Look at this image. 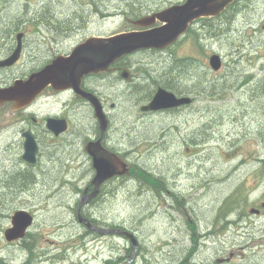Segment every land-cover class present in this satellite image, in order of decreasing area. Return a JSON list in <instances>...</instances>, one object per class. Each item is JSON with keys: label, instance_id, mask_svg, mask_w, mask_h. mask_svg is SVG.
<instances>
[{"label": "rangeland", "instance_id": "1", "mask_svg": "<svg viewBox=\"0 0 264 264\" xmlns=\"http://www.w3.org/2000/svg\"><path fill=\"white\" fill-rule=\"evenodd\" d=\"M17 1L33 8L24 27L14 28V35L22 29L34 41L24 63L12 71L20 74L42 64L41 56L50 49L65 53L94 36L139 27V20L148 15L139 8L147 3L176 2ZM45 4L57 15L78 14L80 25L70 35H51L34 19ZM20 10L0 0V21L8 22ZM209 25H214L212 35L206 31ZM195 31L198 38L191 33L173 49V56H134L130 63L137 85H120L126 87L120 99L118 88L106 93L108 108L117 104L110 111L108 142L130 166L131 178L115 179L83 214L99 227L127 229L138 240V250L127 237H101L78 221V205L92 182L81 138L96 129L93 110L79 102L73 108L67 104L64 111L69 112L72 131L63 140L79 144L77 158L68 156L76 146L64 156L59 142H49L43 145V158L29 166L17 126L24 115L15 113L12 104L0 107V258L7 264H264V0H239ZM213 55L222 59L218 72L210 66ZM175 68L181 75L178 82L168 76ZM10 74L0 72V79ZM160 87L175 95L186 92L195 103L167 114H144L141 107ZM61 105L62 110V100L52 99L40 102L39 110L53 113ZM135 167L154 175L156 185L139 179ZM25 174L36 179L30 188L10 191ZM226 203L230 209L224 210ZM19 210L32 213L35 224L25 240L9 243L5 233Z\"/></svg>", "mask_w": 264, "mask_h": 264}, {"label": "water", "instance_id": "2", "mask_svg": "<svg viewBox=\"0 0 264 264\" xmlns=\"http://www.w3.org/2000/svg\"><path fill=\"white\" fill-rule=\"evenodd\" d=\"M236 0H187L184 5L168 8L160 13L145 17L138 22L139 26L147 27L160 22L161 26L143 31L124 32L117 35L92 37L79 45L69 57H58L41 71L32 74L25 80H17L10 87H0V105L13 103L15 109L30 106L49 87L57 91L73 90L83 96L94 107L95 116L100 122L101 138L95 143L90 142L86 152L93 158L96 175L91 182L94 188L89 193L86 189L78 205V221L88 230L97 232L101 236L117 234L127 237L133 243V248L138 250L139 243L136 237L124 230L105 229L95 226L86 218L82 210L98 198L101 188L114 177H125L130 174V167L119 155L103 147L102 141L109 127L108 118L102 108L99 98L85 92L81 86L84 77L99 74L109 70L117 61L144 50H164L178 41L196 20L200 18L217 17ZM22 36H17L18 44L15 53L7 60L0 62V68L12 67L19 59L22 49ZM222 59L219 55L210 58L211 68L218 72L222 68ZM128 71L125 70L123 76ZM193 103L190 97H177L175 94L160 88L152 101L142 107L143 112H157L173 110L188 106ZM54 125L60 126L59 130ZM48 128L56 135L66 131V121L51 119ZM25 152L23 160L35 165L38 161L39 146L32 134L26 133ZM257 213H259L257 211ZM35 217L26 210L17 211L12 217L11 227L6 231L5 238L8 242L22 240L32 228Z\"/></svg>", "mask_w": 264, "mask_h": 264}, {"label": "flooded vegetation", "instance_id": "3", "mask_svg": "<svg viewBox=\"0 0 264 264\" xmlns=\"http://www.w3.org/2000/svg\"><path fill=\"white\" fill-rule=\"evenodd\" d=\"M186 2H187V0H176L175 3H172L170 5H166L167 2H165V1H158V2L154 1L153 3L145 4L142 8H139V9H141V11L145 12L144 14H148V15H146V17H147V16H152L154 14L160 13V12H162L168 8H171V7L184 5ZM143 17H145V16H143ZM206 20L207 19L203 18V19H200V20L196 21L195 23H193L190 26V28L188 29V32L184 36H182L178 41H176L173 45H171L169 48H167L165 50H162V51H159V50L142 51V52H139L137 54L124 57L120 61H117L114 65H112L109 68V71H106L107 73L103 72V73H99V74H91V75L84 77V79L82 81L81 88L85 92L92 93L99 98L101 105H102V108H103L107 118L109 119V127H108L107 131L105 132L104 137H103V141H102L103 147L105 149H107L108 151H110L112 153H115L114 150L113 149L111 150V148H110V143L108 142V136H109V133H110L111 128H112V126L110 127V123H111V112L110 111L111 110L114 111L117 108V104L113 103V102L111 103V107L108 108V103L110 102V100H109V97L106 96V93L109 92L111 89L118 88L117 93H118V98L120 99L121 96H123L122 91H124V92L126 91V87L120 88V85H123V84H128V86L137 85L134 83L138 82L139 78L133 72L132 69L134 68V66L132 63H130V60L134 56H137V55L145 56V55H149V54H156L154 56H159V59H162L166 53L173 56L174 55L173 49L176 48V46H178L184 39H186L187 36H189L191 34V31H195L198 24H200L201 22H204ZM159 26H161V23L158 21L155 24L148 26V27H137L136 28L133 26V29H128V31H134V30H139V31L142 30L143 31V30H147V28L151 29V28H156ZM42 29H43V27H42ZM21 31H23V30L20 29L17 32V33L23 34L20 59L15 66L0 69V72H2V73H6V74L11 73L9 75V77L0 79V86L8 87V86L13 85L14 82L18 79H27L29 77V75L41 71L46 66L50 65L53 61H55L58 57L63 56V55H66L64 57H69L71 55L72 51L74 50L73 49L69 52L62 53V52H56L54 49H50L45 54H43L41 56L42 64H40L36 68H34V69H32L26 73H23V74L13 73L12 72L13 70H15L17 67L21 66L24 63L27 49L29 47H31L32 45H34V41L31 43V39L33 40V38H31L32 34H26L25 32H21ZM42 33L44 34V32H42ZM51 35H54V34H51ZM15 40H16V43H14V41L6 42V44H5L6 49L0 54V62L9 59L15 53V51L17 50V44H18L17 34L15 36ZM55 40L58 41L57 35L55 36ZM44 60H45V62H43ZM125 70H127L128 73L125 74L126 76H123ZM176 96H178V97L187 96V94H186V92H183L181 94H176ZM52 99L62 100V104H64L65 107L61 110V107H62V105H61L60 110H55V112H53V113L48 112L47 114L44 110H41V109L39 110V103L40 102L41 103H47V102L50 103ZM193 101H194L193 102V104H194L195 99ZM79 102L83 103V104H81L83 109L89 108L91 111L93 110L95 121H96V129L93 131H90L88 133L86 139L82 140V138H81V142L83 141L86 144L85 145V152H86V147H87L88 143H90V142L96 143L101 138V134H102L100 122L97 120V118L95 116V110H94L93 105L86 98H84L83 96H79L78 94H76L72 90L60 92V91L54 90L51 87L47 88L43 92L41 97H39L32 104L31 107L24 109L23 111H17L18 114L24 115L23 118H20L17 122V126H19L21 128L20 143L22 145V149L24 150V148H25L24 144H25L26 138L24 137V135L29 132L30 134H32L34 136V138H35V140L39 146L38 160L43 158L42 157V155H44L43 145L49 144V142H51V145L53 144L54 146L59 142V144H57V147L62 151L64 156H65L66 151L70 149L71 145H73V147L76 146L77 150L74 151V154L73 155L70 154L68 156H69V158H72V159L77 158L78 157L77 151L79 149V144L76 145L75 143H72L71 141H65L63 139L66 136H68L69 134H71V131H72V123L70 120V116L68 115L69 112H67V113L64 112L68 107L67 104H69L70 107L73 108L75 105H79ZM190 106H192V105H190ZM142 107H141V110H142ZM186 107H188V106H186ZM180 109H182V108L173 109V110H169V111H158V112H161L160 114H167V113L173 112L174 110H180ZM143 113L146 115H155L153 113H156V112H143ZM51 119H56L58 121L59 120L66 121L68 128L66 129V131L56 135L54 132H52L48 128V121ZM54 128H56V130H59L60 126L54 125ZM73 134L75 135V133H73ZM44 135H45V137H44ZM78 135H80V134H78ZM49 139H51L52 141H49ZM86 154H87L88 159H89L90 169H91V174H92V180H93L95 175H96V169L94 168V165H93L92 156L87 152H86ZM115 154L122 157L118 153H115ZM29 166H35V165H29ZM110 184H111V182L109 181L107 184H105L103 186V189ZM89 193H91V191H89ZM205 236L206 235H201L200 238L203 239Z\"/></svg>", "mask_w": 264, "mask_h": 264}, {"label": "trees", "instance_id": "4", "mask_svg": "<svg viewBox=\"0 0 264 264\" xmlns=\"http://www.w3.org/2000/svg\"><path fill=\"white\" fill-rule=\"evenodd\" d=\"M9 1H10V3H14L15 5H17L21 10L17 14H14L13 18L10 19L8 22H7L6 18H2V20L0 21V28L2 26H5L4 30L0 31V54L6 49V47H5L6 42L14 41V43H16V40H15L16 35H14V31H17V30H14V28L18 27V26L24 27V23L27 20L29 21L28 16L33 14V8L29 4L20 5L17 0H9ZM32 3H35V1ZM93 6L95 7L94 4H93ZM231 7H229L228 9L230 10ZM35 12L38 15H36L34 17V19L41 21L42 26L46 28V31L51 32L53 34H58V36L70 35L71 32L78 25H80V23H79L80 17L78 14L75 15L77 17L78 21L76 20V17H71V15H65V16L64 15H57V14H55V12H53V6L50 4H45L44 6L40 7L39 10H36ZM215 19L217 20V18H215ZM213 26L214 25H209L207 27L206 31H207L208 35H212ZM11 27H13V28H11ZM42 32H43V30H42ZM191 33L195 34L198 38V34L196 33V31H191ZM177 71H178L177 68H175L173 71H171V69H170L168 72V76L171 75L172 78L178 82V81H180L181 75ZM152 78H153V76H152ZM169 84H170V82H169ZM136 93H140V92H135V94ZM133 95L134 94H132V96H129V98L132 100L131 102H134L136 100ZM49 159L52 161L56 160L55 158H49ZM134 170H135L134 172H136L137 175H140L139 179L141 177L145 178L147 180L146 182L156 185L158 179L154 175L146 172L145 170L139 169V167H135ZM122 178L129 179L131 177L126 176V177H122ZM115 179H120V178H114V179L110 180V182H116V181H114ZM34 180H36L34 178V176L25 174L23 177V180H22L23 182L20 181L17 184H15V186H13V187L9 185V187H12V189L10 191H14V188H15V190L18 191V193H19V191L26 190V188H30L29 183H32ZM2 192H4V191L2 190ZM138 193H139L138 194L139 196H141V197L144 196V194L140 190L138 191ZM4 194L6 195L7 192H4ZM14 197H15V195L13 192L9 196V200L14 199ZM226 209H230L228 207L227 203L224 207V210H226ZM93 223L99 224V222L96 220H94ZM119 228L123 229V227H121V226H119ZM118 262H119V260H110V261H107L105 264H118ZM0 264H7L6 260L3 258H0Z\"/></svg>", "mask_w": 264, "mask_h": 264}, {"label": "bare ground", "instance_id": "5", "mask_svg": "<svg viewBox=\"0 0 264 264\" xmlns=\"http://www.w3.org/2000/svg\"><path fill=\"white\" fill-rule=\"evenodd\" d=\"M47 2V1H46ZM55 3V2H54ZM109 71V70H108ZM107 73V72H106ZM108 121H109V119H108ZM117 131V130H116ZM130 136V135H129ZM192 136V135H191ZM44 137H45V135H44ZM14 143V142H13ZM53 145V144H52ZM54 146V145H53ZM77 152H79V151H77ZM85 152V151H84ZM74 157V156H73ZM24 177V176H23ZM10 183V182H9ZM150 199V198H149ZM114 220V219H113ZM181 227V226H180ZM193 230V229H192ZM248 240V239H247ZM201 241V240H200Z\"/></svg>", "mask_w": 264, "mask_h": 264}]
</instances>
